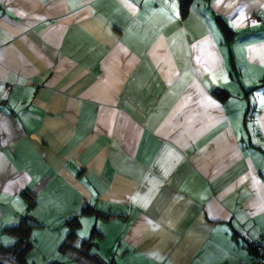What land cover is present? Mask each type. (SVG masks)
Returning <instances> with one entry per match:
<instances>
[{"label":"crops","instance_id":"0c3cea01","mask_svg":"<svg viewBox=\"0 0 264 264\" xmlns=\"http://www.w3.org/2000/svg\"><path fill=\"white\" fill-rule=\"evenodd\" d=\"M23 220L28 264H252L264 0H0L1 246Z\"/></svg>","mask_w":264,"mask_h":264},{"label":"trees","instance_id":"16d2710c","mask_svg":"<svg viewBox=\"0 0 264 264\" xmlns=\"http://www.w3.org/2000/svg\"><path fill=\"white\" fill-rule=\"evenodd\" d=\"M195 0H179L180 9L182 14H185L189 6ZM218 96H221V92L217 93ZM68 225L76 227L78 225L77 218H72L67 221ZM33 225L30 224L27 220H23L20 224L8 228L17 236V241L14 245L10 246H1L0 245V264H28L25 259L26 251L30 247L28 241L29 232ZM75 232L71 231L66 240L62 243L61 249L68 250L71 247L70 242L73 240Z\"/></svg>","mask_w":264,"mask_h":264},{"label":"built area","instance_id":"2783aa9c","mask_svg":"<svg viewBox=\"0 0 264 264\" xmlns=\"http://www.w3.org/2000/svg\"><path fill=\"white\" fill-rule=\"evenodd\" d=\"M255 259L252 264H264V236L255 240L252 245Z\"/></svg>","mask_w":264,"mask_h":264},{"label":"rangeland","instance_id":"374dc122","mask_svg":"<svg viewBox=\"0 0 264 264\" xmlns=\"http://www.w3.org/2000/svg\"><path fill=\"white\" fill-rule=\"evenodd\" d=\"M95 247H96L95 245H93V247H91L90 253H91L92 255H95V257H97V255L94 254V249H96ZM93 262H95V261H93ZM69 264H76V263H75L74 261H72V262H69ZM103 264H104V263H103Z\"/></svg>","mask_w":264,"mask_h":264}]
</instances>
